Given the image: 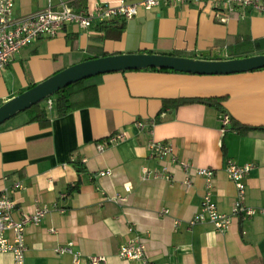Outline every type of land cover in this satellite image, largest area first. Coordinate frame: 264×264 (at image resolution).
Here are the masks:
<instances>
[{"label":"crops","instance_id":"obj_1","mask_svg":"<svg viewBox=\"0 0 264 264\" xmlns=\"http://www.w3.org/2000/svg\"><path fill=\"white\" fill-rule=\"evenodd\" d=\"M60 1L70 5L77 0H15L13 12L23 16ZM106 1L78 0L73 8ZM244 37H264V13L240 9L222 24L207 3L162 1L151 10L139 9L131 19L102 26L65 24L58 35L21 49L0 71V103L87 59L173 52L229 59L228 45ZM202 98L220 99V108L197 101L172 103ZM51 100V106L40 103L46 112L42 121L10 119L0 125V194L5 191L16 202L15 218L31 213L36 204L49 208L38 224L25 228V264H73L70 254L55 251L68 243L84 256H105L104 264H145L116 254L135 236L144 240L147 260L157 264H264V219L259 213H232L238 191L226 173L229 159L253 164L245 178V204L264 207V68L211 75L110 72L78 93L77 106L64 116L55 114ZM223 113L231 117L226 132L221 131ZM137 121L153 125L140 129ZM234 125L252 129L241 134L232 130ZM118 131L125 132L124 140L97 150L99 141ZM152 139L169 142L178 158L194 167L214 170L212 200L219 212L232 217L225 232L208 221L187 226L200 209L204 178L193 175L190 187L182 185L181 167L150 158ZM164 166L170 179L142 180L143 167L155 172ZM101 170L111 174L100 176ZM16 181L23 187L14 188ZM77 183L79 189L70 191ZM116 194L127 201L108 200ZM11 262L10 253L0 254V264ZM80 264L89 263L83 257Z\"/></svg>","mask_w":264,"mask_h":264},{"label":"built area","instance_id":"obj_2","mask_svg":"<svg viewBox=\"0 0 264 264\" xmlns=\"http://www.w3.org/2000/svg\"><path fill=\"white\" fill-rule=\"evenodd\" d=\"M169 4H188V3H207L218 23H226L230 16L240 9H248L258 13H264V0H109L99 2L95 5L82 10H75L69 4L60 1L56 6H49L44 10L36 11L23 16L14 15L15 0H0V71L11 61L13 56L21 49L31 45L40 37H54L58 35L65 24L73 23L80 28H89L92 25H105L114 19H131L139 9L151 10L158 6L160 2ZM49 106L52 100L48 99ZM221 131L226 132L231 122V117L223 113L221 118ZM137 127L144 129L153 125V122L144 124L136 122ZM126 138L123 131H118L102 139L96 145L97 150L102 151L109 145L118 143ZM150 158L168 159L171 163L177 164L185 172L182 185L190 187L193 175L204 178L205 192L202 197L199 211L187 221V226L201 222H210L219 232H225L231 224V215L218 211L215 202L212 200L214 170L211 168L194 167L189 162L181 160L176 155L172 144L167 141L150 140ZM254 167L253 164H238L233 160H227L226 173L228 178L234 182L237 188V200L233 206L232 213L251 216L259 213L264 219V207L256 209L245 204V178ZM110 170H101L98 175H110ZM167 178L170 179L167 166L160 171L151 172L148 168H142V180L148 178ZM14 188L23 187L21 182L16 181ZM129 190V185H126ZM116 204L127 201L124 195L116 194L108 198ZM16 209V202L4 191L0 194V254L10 253L12 262L10 264H25V253L27 250L25 243V228L30 224H38L49 212L46 205L36 204L34 210L28 214H22L20 218H15L13 213ZM168 210H162L167 213ZM180 224L176 220L175 225ZM133 226L129 227L132 230ZM10 233L8 237L7 233ZM73 243L58 246L56 253L70 254L73 264H80L82 258L89 264H104L106 257L103 255L84 256L79 251H74ZM117 256L123 260H141L145 264H157L147 260L146 244L144 240L135 236L127 242L121 244L117 250Z\"/></svg>","mask_w":264,"mask_h":264},{"label":"water","instance_id":"obj_3","mask_svg":"<svg viewBox=\"0 0 264 264\" xmlns=\"http://www.w3.org/2000/svg\"><path fill=\"white\" fill-rule=\"evenodd\" d=\"M168 69L193 74H233L264 68V54L206 59L161 53H120L71 65L0 105V125L77 81L110 72Z\"/></svg>","mask_w":264,"mask_h":264},{"label":"trees","instance_id":"obj_4","mask_svg":"<svg viewBox=\"0 0 264 264\" xmlns=\"http://www.w3.org/2000/svg\"><path fill=\"white\" fill-rule=\"evenodd\" d=\"M79 5L80 4L78 3V0L70 4L71 7H76V6L78 7ZM228 50H229V55H228L229 58H242L256 54H264V37L254 38V39L250 37L237 38L233 43L228 45ZM170 54L176 56H183L176 52ZM188 57H196V56L190 55ZM148 69L157 70V71H173L168 69H156V68H148ZM98 77L99 75L72 83L62 88L61 90L56 92L51 97L45 99L44 101H47L48 99H53L55 114L57 116H64L77 106L78 103L75 101V96L78 93L85 91L92 86H95L96 79ZM219 100L220 99L218 98H204V99L202 98V99H193V100L181 99V100L172 101V103L176 105L180 103L197 101L203 104L215 105L218 108H220ZM0 105H2V103H0ZM16 119L23 123L31 122L34 120L42 121L46 119V112L44 108H40V103H39L33 105L31 108L27 110L19 112L17 115L11 118V120H16ZM250 129L252 128L246 126H237V125H234L232 128V130H237L241 134L248 132V130ZM74 165L78 168V170H81L79 169V162L75 161ZM78 189H79V183L75 184V186L72 187L70 191L78 190Z\"/></svg>","mask_w":264,"mask_h":264}]
</instances>
